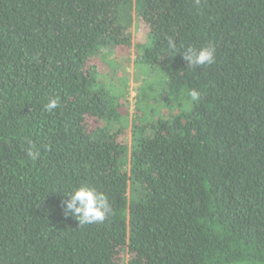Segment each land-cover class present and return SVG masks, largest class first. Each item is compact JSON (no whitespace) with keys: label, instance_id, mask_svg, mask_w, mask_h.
Segmentation results:
<instances>
[{"label":"trees","instance_id":"16d2710c","mask_svg":"<svg viewBox=\"0 0 264 264\" xmlns=\"http://www.w3.org/2000/svg\"><path fill=\"white\" fill-rule=\"evenodd\" d=\"M119 46L147 67L131 120L91 63ZM82 183L103 223L65 214ZM0 264H264V0H0Z\"/></svg>","mask_w":264,"mask_h":264},{"label":"clouds","instance_id":"9594fccd","mask_svg":"<svg viewBox=\"0 0 264 264\" xmlns=\"http://www.w3.org/2000/svg\"><path fill=\"white\" fill-rule=\"evenodd\" d=\"M168 47L176 50L175 41L169 37ZM183 59L187 62V68L195 69L199 66L210 65L215 62L216 51L211 44L200 47L188 46L181 52ZM188 95L194 103L200 99L201 93L193 88ZM61 103V97L56 95L48 98L44 108L48 112L55 111ZM25 156L32 162H36L41 157L40 147L32 140H26L23 147ZM64 206L65 214H70L79 221V225L87 226L103 223L107 216L112 212L108 197L96 187L87 183L73 186L65 195Z\"/></svg>","mask_w":264,"mask_h":264},{"label":"rangeland","instance_id":"374dc122","mask_svg":"<svg viewBox=\"0 0 264 264\" xmlns=\"http://www.w3.org/2000/svg\"><path fill=\"white\" fill-rule=\"evenodd\" d=\"M131 29L132 36L135 41H143L145 39L144 23L136 22ZM137 53L134 47H112L111 49H102L98 56L91 60V63L97 64L101 80L112 90L116 89L119 93L123 91L124 84H127L126 98L129 102L127 108L130 113V120L134 118V110L136 105L137 87L140 86V77H144L147 67L144 63H136ZM143 66V67H142ZM123 109H126L124 105ZM164 107L155 106V114H162Z\"/></svg>","mask_w":264,"mask_h":264}]
</instances>
